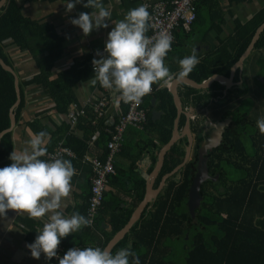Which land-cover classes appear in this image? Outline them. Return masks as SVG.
I'll return each instance as SVG.
<instances>
[{
  "label": "trees",
  "instance_id": "obj_1",
  "mask_svg": "<svg viewBox=\"0 0 264 264\" xmlns=\"http://www.w3.org/2000/svg\"><path fill=\"white\" fill-rule=\"evenodd\" d=\"M198 2L196 14H198ZM263 22L264 9L248 24L237 26L234 44V48L237 47V49L233 62L246 51L257 28ZM149 33L150 30L146 34ZM175 36H177V30ZM57 37L48 24H40L25 17L15 0H8L0 12L1 58L14 68L12 58L5 53L7 47L5 44L11 40L10 45L31 54L39 69V74L34 78L19 79L22 99L20 106L15 110L17 124L26 105L25 88L29 85L39 84L46 91L49 90L53 98L65 99L57 93L58 86L62 85L68 77H73L75 71L68 70L60 74L56 81H50L49 74L54 63L61 56L60 41ZM255 48H264V32ZM223 51L228 56L227 59H224L223 54L222 59L219 56L213 64L209 65L210 68L203 64L198 71H192L189 76L196 82L202 83L212 74L221 73L219 71L221 68L218 67L220 64L226 65L225 70L227 69L228 72L233 63L229 59L231 53ZM261 62L264 66V61ZM78 79L81 78H75L74 82ZM152 86L157 90L144 101L149 120L146 128L150 126L157 132L159 142L163 146L172 138L177 109L171 96L166 91L160 90L157 82ZM195 91L197 90L191 89L192 93ZM153 98L160 102L157 109L164 112L159 123L151 122ZM16 101L14 75L0 65V133L11 127L10 109ZM252 106L253 104L247 112H241V110L237 112L240 128L238 127L231 136L224 137L223 144L210 156L209 172L212 176H218V180H209L202 185V202L196 210V218L193 219L190 216L187 201L189 189L197 171V149L202 142L201 136L197 140L195 156L179 174L168 180L167 186L154 203L152 210L144 214L124 239L115 246L113 254L120 248L129 247L139 256L140 264H176L177 262H174L171 257V252L174 253L175 243L179 241L184 244L186 264H264V132L257 127V120L262 119L264 113H261L259 109V115L256 110L255 119L248 118L247 115ZM91 120L89 124H92L94 117H91ZM184 123L183 118L181 126H184ZM30 126L35 129V124ZM12 135L13 132H9L1 140L0 167L11 163L9 156L13 152ZM104 135L107 136L108 142L109 135L106 132ZM87 140L71 135L67 137L65 144L77 154L79 159L85 155ZM149 142L152 145L153 141L149 140ZM186 145L187 139L183 144H175L168 152L159 182L163 176L183 163ZM104 159L105 156L102 160ZM156 160L157 155L153 158V162L155 163ZM116 179L115 174L109 178V181L113 183ZM137 192L133 209L123 210L111 216L110 229L105 232V238L101 243L96 232L97 219L95 228H90L88 225L83 227L79 238L61 240L60 245L65 248V252L74 246H96L95 244L98 243L99 247L105 248L114 235L127 225L134 209L143 200L144 183L137 185ZM111 197L114 196H110L106 191L100 212L110 207L114 211L118 208L121 201L114 198V203L111 204ZM88 206L83 211L85 217ZM50 262L51 260H46L45 264Z\"/></svg>",
  "mask_w": 264,
  "mask_h": 264
},
{
  "label": "crops",
  "instance_id": "obj_2",
  "mask_svg": "<svg viewBox=\"0 0 264 264\" xmlns=\"http://www.w3.org/2000/svg\"><path fill=\"white\" fill-rule=\"evenodd\" d=\"M15 1L20 6L25 17L40 24H48V27L58 36L57 39L60 41L61 56L54 63L49 74L50 81H56L60 77V74L68 70H73L75 73L73 77H68L62 85L58 86L57 93L65 97L64 100L53 98L49 90L46 91L39 84H31L25 88L26 105L22 112L20 122L12 131L13 151L19 153L25 149L30 150L28 141L39 131L48 133L45 146H48V150L51 151L60 140L65 138V131L68 125L67 114L71 109V105L78 104L86 106L88 108V116L81 118L78 127L69 136L73 135L81 140L88 139L87 150L82 158H69L73 164L75 173L71 181V190L68 196L63 199V211L66 215L71 216L74 212L84 215L83 211L88 205L93 178L92 165L87 161V157L102 159L105 156L107 149V136L104 135L106 125L112 123L126 110L125 105L119 100L120 95L118 91L105 89L99 82L93 83L94 73L91 62L94 58H99L97 56L98 51L104 54V43L113 25L108 21L109 27L107 29H95L89 35L85 36L79 27L70 23V20L78 17L81 12L92 11V9L84 8L83 4H77L71 11H68L65 0ZM103 3L111 12L112 20L123 19L130 9L141 5L140 0H103ZM263 9L264 0H199L197 19L190 29L186 30L182 26L177 29L173 50L164 59L165 65L170 70V77L157 82L159 89L166 91L171 96L174 105L172 91L178 89V95L186 112L194 111L192 104L193 101L198 102L196 98L204 99L207 96L206 100L209 98L211 100L208 103L222 100L223 96L221 93H213L214 95H210L212 93L210 89L215 84L220 88L225 80L217 79L206 91L197 90L192 93V88L187 83L188 81H185V79L178 81L176 79V73L180 67L179 60L186 55H190L195 48L199 56V63L193 71H198L203 64L210 68L211 66L209 65L213 64L219 56L222 59L223 54L224 59H227L228 56L223 50L231 53L229 59L230 62H233L237 49V47L234 48L237 37V26L248 24ZM258 41L243 63H239L242 57L241 55L232 63L228 72L226 71L227 69L225 70L226 65L220 64L218 67L221 68L219 70L221 73L212 74L203 82L209 81L214 75L223 77H226L224 75H230L232 77L237 76L235 79L237 83L234 84L238 85V75H240L243 69L256 71L259 67L261 68L263 58H259V55L260 53L264 54V48H255ZM9 43H11V40H8L5 44L7 46L5 53L12 58L19 79L30 80L37 76L39 69L31 54L27 51H21L18 47L10 45ZM236 64L237 66L234 68ZM75 78L81 79L74 82ZM185 78L192 79L189 75ZM218 87L216 88L219 89ZM103 96L111 99L106 110L105 118L89 124L92 121L91 117H94L92 103L101 99ZM206 100L204 99L203 101ZM203 101L200 100L199 102ZM159 104L160 102L157 99L156 106L151 105L152 123L161 122L164 115L160 116V118L159 116L156 117V121L153 120L152 111H161L157 109ZM217 113L215 114L216 116ZM193 116L196 117L195 120H193ZM202 118L196 114L192 115L191 122L201 121L202 123ZM181 121L182 117L180 120V128L184 130V126H181ZM31 124H35V129L30 126ZM185 139L187 138H182L178 144H183ZM149 140L153 141L152 145H150ZM163 146L159 142V135L150 126L145 130H137L135 128H128L126 130L122 150L115 157L117 179L113 183L109 181L106 190L110 196H114L110 198L111 204L114 203V198L119 199L121 202L115 211L110 207L104 210L105 212H100L96 231L100 237V243L105 238V232L110 229L111 216L123 210L133 209L134 200L138 193V184L144 183L145 185L143 200L147 195V185L150 182L153 184V189H157L160 186L164 176L159 182V176L162 170L154 177V168L158 161V154ZM156 155L157 160L154 163L153 158ZM157 184L158 186H156ZM164 189L151 203H148L142 216L152 210L154 203L161 196ZM45 222L46 217L38 219L30 218L26 213L16 212L14 210H9L5 217L0 218V264H45L46 259L43 254L39 260L34 259L31 257L29 249L26 248L27 244L34 241L37 235L36 232L42 228ZM81 229L74 234H69L65 239L79 238ZM95 245L98 246L99 243Z\"/></svg>",
  "mask_w": 264,
  "mask_h": 264
},
{
  "label": "clouds",
  "instance_id": "obj_3",
  "mask_svg": "<svg viewBox=\"0 0 264 264\" xmlns=\"http://www.w3.org/2000/svg\"><path fill=\"white\" fill-rule=\"evenodd\" d=\"M77 4L92 9L70 20L85 36L95 29H107L108 21L113 25L104 43V54L98 51L99 58L92 60L93 83L118 91L125 102L139 103L154 83L170 77L164 58L174 38L167 32L155 39L146 34L150 13L144 4L130 9L120 20L111 19L103 0H65L68 11ZM198 63L194 48L179 60L176 79L187 77ZM257 127L264 132V119L257 120ZM47 136L45 131L35 133L28 141L30 150L13 151L9 156L11 163L0 167V218L9 210L24 212L30 218L46 217L34 241L26 245L31 257L37 260L42 254L46 260L58 257L61 240L90 223L78 212L68 216L63 211V199L71 190L75 169L69 159H42L47 153ZM58 264H140V259L129 247L113 254L107 247L74 246L58 257Z\"/></svg>",
  "mask_w": 264,
  "mask_h": 264
},
{
  "label": "built area",
  "instance_id": "obj_4",
  "mask_svg": "<svg viewBox=\"0 0 264 264\" xmlns=\"http://www.w3.org/2000/svg\"><path fill=\"white\" fill-rule=\"evenodd\" d=\"M199 0H140L141 4L147 7L150 13V33L147 34L155 39L161 32L170 33L173 36V42L170 50H173L175 43V31L179 27L189 30L197 19V2ZM167 53V54H168ZM166 58V57H165ZM164 58V59H165ZM93 69V64L91 62ZM157 89L151 86V91L146 94L139 103L125 102L120 96L119 100L125 105L126 110L122 112L112 123L106 125L105 132L109 135L107 142V152L105 159L88 158L92 165L93 178L91 183V194L88 200V209L86 218L90 221L88 226L95 228L96 221L100 215L105 192L109 183V178L116 174L115 157L121 152L124 134L128 128L137 130H145L148 125V111L144 107V101L151 96ZM111 99L103 96L101 99L92 103L95 121L105 118L106 110ZM88 108L84 105L72 104L67 114V131L65 138L60 140L57 145L48 151L45 155L46 159L55 158H76V153L65 144L66 138L73 133L78 127L81 118L87 117ZM58 257L65 254L64 247L59 244L57 248ZM58 257H53L49 264H58Z\"/></svg>",
  "mask_w": 264,
  "mask_h": 264
},
{
  "label": "water",
  "instance_id": "obj_5",
  "mask_svg": "<svg viewBox=\"0 0 264 264\" xmlns=\"http://www.w3.org/2000/svg\"><path fill=\"white\" fill-rule=\"evenodd\" d=\"M8 3V0H1L0 1V12L3 9V7ZM264 32V22L263 24L257 29L255 36L253 37L249 47L247 48L246 52L242 55L240 62H244L251 50L253 49L255 43L260 39L261 34ZM238 64V63H237ZM237 64L234 66V68L237 66ZM0 65L2 68L11 74L14 75L15 78V90L17 94V101L10 109V119H11V127L9 129H6L0 133V148H1V140L3 136L9 132H12L13 129L17 125V119H16V113L15 110L20 106L21 104V89H20V80L19 77L10 65H8L0 56ZM233 68V69H234ZM238 68V67H237ZM185 81H188L187 83L190 85L192 89L206 91V89H209L211 87V84L217 80V79H223L227 80L226 77L220 76V75H214L211 77L209 81L203 82V83H197L196 81L184 78ZM234 77L231 76L230 81H233ZM179 81V80H178ZM181 83V82H180ZM186 83V82H185ZM180 85V84H178ZM177 89V88H176ZM172 95L174 97V102L177 108V118L175 119L174 123V130L171 140L165 144L159 154H158V161L154 168V177H156L159 172L162 170V167L164 166L166 156L168 152L172 149V147L175 144H178V142L186 137L187 138V147L185 149V157L183 163H181L179 166H177L171 173L166 174L162 181L160 186L157 189H153V184L150 182L147 185V195L144 198V200L140 203V205L137 207V209L132 214L129 222L125 227H123L119 232H117L114 237L110 240V242L107 244V248L112 252L115 246L124 239V237L131 231L133 226L138 223L141 219V216L147 207L148 203H151L154 198H156L162 190L167 186V182L169 179H171L176 174H179L182 168L191 160L192 156V148L195 145L194 143V135L192 134L191 130V117L192 115H195L194 111L186 112L184 107L182 106V101L180 100V97L178 95V89L172 91ZM193 98V97H192ZM152 105L155 107L157 99H153ZM193 109V108H192ZM194 110V109H193ZM164 113L162 111L153 110L152 116L153 120H155L156 117L162 116ZM184 116L186 118L184 130L180 128V120L181 117ZM230 120H225L220 122L219 120L215 121L214 125L212 123V129L205 133V135H202V143L198 150V163H197V171L196 175L193 179L192 185L190 186L189 193H188V201H187V207L188 211L190 213V216L195 219L196 218V210L200 207L202 202V196H201V187L204 183L207 181H217L218 176H212L209 172V164H208V156L217 148H219L225 138H224V132L226 131V128L228 127Z\"/></svg>",
  "mask_w": 264,
  "mask_h": 264
},
{
  "label": "flooded vegetation",
  "instance_id": "obj_6",
  "mask_svg": "<svg viewBox=\"0 0 264 264\" xmlns=\"http://www.w3.org/2000/svg\"><path fill=\"white\" fill-rule=\"evenodd\" d=\"M244 54V53H243ZM242 54V55H243ZM264 54L260 53L259 58H263L262 61H264ZM262 66V65H261ZM260 69V70H259ZM256 71H250L243 69L240 73L239 78L237 79L238 85L234 84L236 82V77H234L233 81H230L231 76H226L225 82L220 86V88L217 86V84L212 85L210 91V95L221 93L223 98L220 101H213L212 103H208L210 98L206 100L207 96L204 98L206 101H203L202 98H196L197 101H193L192 108L194 109V112L196 115H199L203 117V121H197L191 123V129L194 134V143L195 145L192 148V156L191 159L196 154V148H197V140L200 136L205 135V133H208L212 129V123L214 125L215 121L219 120L220 122L227 120L229 121L228 127L226 128V131L224 132V137H229L232 134L235 133L236 129L240 126H238L239 120L237 119V112L241 110L243 112L242 107L245 106V102L248 106H251L253 104L251 111L248 113V118H254L256 117V113L258 110L259 115V109H257L258 106L261 104L264 105V95H259L257 97H252L254 95H250V90L252 85L255 84L257 86L264 85V66L261 68L259 67ZM256 81V82H254ZM218 87L219 89H217ZM218 91V92H215ZM213 94V95H214ZM237 95V96H235ZM249 99V101H247ZM195 100V99H194ZM202 100L203 102H199ZM211 102V100H210ZM249 102V103H248ZM219 112V113H217ZM217 113V116L215 115ZM184 118V122L186 121V118L182 116V119ZM196 117L193 116V120H195ZM192 121V120H191ZM201 123V124H200ZM202 143V142H201ZM200 143V145H201ZM200 147V146H199ZM199 148L197 149L198 153ZM215 149L214 151H216ZM214 151L208 156V164H210V156L214 153ZM198 163V162H197Z\"/></svg>",
  "mask_w": 264,
  "mask_h": 264
},
{
  "label": "rangeland",
  "instance_id": "obj_7",
  "mask_svg": "<svg viewBox=\"0 0 264 264\" xmlns=\"http://www.w3.org/2000/svg\"><path fill=\"white\" fill-rule=\"evenodd\" d=\"M254 82H256V81H254ZM263 86L264 85L257 86L255 84H253L251 87L252 90H250V92H249L250 95L251 96L254 95V96H252L253 98L261 95L263 93V90H264ZM247 101H249V99ZM245 104L246 105L242 107L243 112H247L250 108V106H248L246 102H245ZM257 109H260L261 113H264V105L261 104L260 106L257 107ZM262 119H264V115L262 116ZM175 245H176V249H174V253L171 252V257H173L174 262H177L176 264H186V260H185V253L186 252H185L184 244H182L181 242L179 243V241H177L175 243Z\"/></svg>",
  "mask_w": 264,
  "mask_h": 264
}]
</instances>
